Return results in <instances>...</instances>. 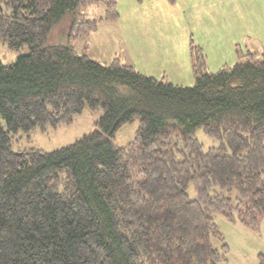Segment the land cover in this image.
<instances>
[{
  "label": "trees",
  "instance_id": "trees-1",
  "mask_svg": "<svg viewBox=\"0 0 264 264\" xmlns=\"http://www.w3.org/2000/svg\"><path fill=\"white\" fill-rule=\"evenodd\" d=\"M100 4L105 15H92ZM117 4L0 0V41L30 48L0 60V264H218L229 246L212 243L213 212L253 228L264 217V52L238 50L213 72L192 42V86L120 56L104 65L73 42L118 20ZM65 21L68 41L50 43ZM85 108L102 109L99 129L54 151L14 149L13 135ZM134 120V139L116 145ZM198 128L221 146L205 150Z\"/></svg>",
  "mask_w": 264,
  "mask_h": 264
},
{
  "label": "crops",
  "instance_id": "crops-1",
  "mask_svg": "<svg viewBox=\"0 0 264 264\" xmlns=\"http://www.w3.org/2000/svg\"><path fill=\"white\" fill-rule=\"evenodd\" d=\"M234 1H237L233 4ZM139 8L140 18L134 21L133 41L130 42L122 15L113 22H100L92 31L100 27H113L118 35L112 56H120L141 73L166 79L184 85V73L193 82L192 42L202 47L208 68L213 72L223 65H233L238 61V50L245 48L247 39L256 41L264 49V12L254 23L253 0H131ZM222 5L215 10L214 5ZM258 10L261 9L258 7ZM119 12V11H118ZM239 12V13H238ZM134 13L136 9H134ZM143 13V14H142ZM211 15V19H208ZM199 22L204 23V27ZM148 25V26H147ZM229 26V27H228ZM203 29V31H202ZM258 30V35L254 34ZM92 33L87 35L90 36ZM197 33V39L195 34ZM93 42L83 48L94 60L102 59L92 54ZM76 49V47H75ZM77 50V49H76ZM82 50V49H81ZM78 51V50H77ZM83 52V51H82ZM111 56V55H110ZM114 57V58H115Z\"/></svg>",
  "mask_w": 264,
  "mask_h": 264
},
{
  "label": "rangeland",
  "instance_id": "rangeland-1",
  "mask_svg": "<svg viewBox=\"0 0 264 264\" xmlns=\"http://www.w3.org/2000/svg\"><path fill=\"white\" fill-rule=\"evenodd\" d=\"M117 1L118 11L122 15L123 24L126 25L125 29L127 35L129 34L131 37L128 38V40L132 42V35L134 34V27L136 26L134 21H137L138 18H140L139 8L144 9L145 5L140 6L138 3L133 5L131 0ZM236 2L237 1H234L233 4ZM221 7L222 5L218 4L214 5L213 8L220 11ZM258 7L261 11L258 10ZM91 9L93 10L92 15H96L97 17L105 15L106 7L104 4H100L94 8L91 7ZM134 9H136L137 13H134ZM262 11L264 12V0H253L254 23L259 20L256 17L261 15ZM207 17L212 20L211 15H208ZM68 22H61L53 29L50 37V43L60 44L68 41L69 30L66 29V27H69ZM199 23L204 27L203 22ZM92 31L89 33H92ZM95 32L96 33L93 32L88 37L87 35L89 33L84 38L75 40L73 45L80 53H82V51L85 52L83 48L86 47V44L88 42H93L94 47L92 54L100 57L103 61L102 64L108 65L115 57L112 56L111 52L113 51V48L116 47V42L118 41L117 39L119 36L115 34L113 27L108 26L100 27ZM254 34L258 35L257 29L254 31ZM195 36L196 38L194 37V39H197V33ZM246 45L251 48L249 51L258 53V59L262 58L264 49L260 45H257L254 38L250 41L247 39V43H243L244 47ZM247 50L248 49L245 48L244 52ZM29 53L30 48L28 46H24L21 49H11L7 44L0 41V60L5 64L14 63L20 56ZM189 83L190 80H188V77L184 73V86L194 85L195 78L191 84ZM102 113V109L91 110L89 108H85L82 113L74 115L72 121L61 122L56 127L49 126L46 130L36 129L30 132L20 131L19 133L13 135L14 149L18 151L19 149L39 148L45 151H54L72 144L84 135L99 129L97 122L102 116ZM2 123L4 125L3 121ZM138 128V120H134L123 125L113 138L114 143L121 147L126 146L134 139ZM196 136L202 143L205 150L211 147H220L223 142L221 139L207 134L203 128L197 129ZM188 192L192 198L196 196V192L192 185L189 187ZM236 195L237 191L234 190L231 196L235 197ZM213 217L222 234L221 237L212 238L213 245L220 249L223 253V245L227 244L229 246L228 251L224 253V257L218 262V264H259L260 255H264V217H261L259 225L256 228L245 225L239 220H229L221 212H213Z\"/></svg>",
  "mask_w": 264,
  "mask_h": 264
}]
</instances>
